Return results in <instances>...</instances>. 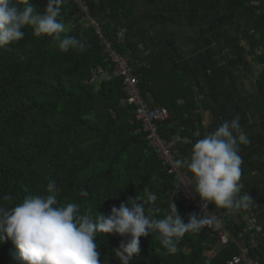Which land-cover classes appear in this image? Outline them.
Here are the masks:
<instances>
[{"label":"trees","instance_id":"1","mask_svg":"<svg viewBox=\"0 0 264 264\" xmlns=\"http://www.w3.org/2000/svg\"><path fill=\"white\" fill-rule=\"evenodd\" d=\"M85 1L91 20L73 1L63 2L58 17L69 29L67 35L85 43L84 50L61 52L57 41L33 36L30 26L22 29L24 38L11 50L0 48V206L11 208L28 195H46L47 184L54 180L59 203H77L81 214L89 210L93 215L110 214L113 206L144 196L147 188L157 196L160 217L173 201L187 222L188 214L199 212L187 206L180 196L178 177L169 174L150 147L136 107L126 103L124 77L116 75L117 66L106 44L131 64L147 101L171 110L173 117L160 129L167 141L204 129L196 91L186 85L184 74L164 68L161 59L142 55L148 38H122L119 28L105 19L106 14L132 17L134 0ZM229 1L252 25L245 40L259 107L264 109V0ZM16 2L23 4V0ZM32 3L43 12L48 0ZM189 154L183 150L178 160ZM82 190L89 195L80 196ZM6 194L12 199L4 200ZM209 205L233 234L229 245H221L216 227L206 226L199 233H186L180 250L166 254L152 234L140 238V252L130 264H230L243 249L248 250L249 259L264 264L261 238L256 230L248 233L249 209ZM122 239L116 234L97 235L100 264H120L113 249ZM15 252L11 240L0 242V264H17Z\"/></svg>","mask_w":264,"mask_h":264},{"label":"clouds","instance_id":"2","mask_svg":"<svg viewBox=\"0 0 264 264\" xmlns=\"http://www.w3.org/2000/svg\"><path fill=\"white\" fill-rule=\"evenodd\" d=\"M64 0H48L43 12L36 10L32 0H0V48L11 50L22 40L26 26L35 37L48 36L58 42L61 52L84 50L85 43L69 36L65 23L58 19ZM63 34V35H62ZM240 117L224 121L213 132L196 140L186 159L174 162L176 169L185 173L181 183L200 199V212H192L187 222L178 213L172 201L170 210L160 217L156 207L157 196L145 188L144 196H135L113 206L110 214L91 210L81 214L77 203L61 205L56 194V182L47 184L46 195H28L14 207L0 206V242L11 240L17 264H100L101 252L96 237L100 233L116 234L124 239L113 249L120 264H130L133 255L140 252V238L155 234L166 254H176L186 233H199L206 226L219 227L220 221L208 205L216 209H250L253 200L242 194L240 145L250 143L240 124ZM190 174L191 184H185L183 175ZM178 186V187H179ZM87 197L89 193H79ZM4 200L12 197L5 195ZM140 201V203H138ZM257 232L264 227L257 225Z\"/></svg>","mask_w":264,"mask_h":264},{"label":"crops","instance_id":"3","mask_svg":"<svg viewBox=\"0 0 264 264\" xmlns=\"http://www.w3.org/2000/svg\"><path fill=\"white\" fill-rule=\"evenodd\" d=\"M135 14L127 19L106 14L122 38H148L146 58L161 59L164 68L180 72L196 91L203 130L175 138L179 157L192 144L224 121L240 117L250 143L240 145L242 193L253 200L250 220L264 227V109L250 71L245 34L249 18L229 0H134ZM104 19V20H105ZM248 220V217H247ZM248 222V223H249ZM264 246V231L257 232Z\"/></svg>","mask_w":264,"mask_h":264},{"label":"built area","instance_id":"4","mask_svg":"<svg viewBox=\"0 0 264 264\" xmlns=\"http://www.w3.org/2000/svg\"><path fill=\"white\" fill-rule=\"evenodd\" d=\"M64 1H73L74 3H76L79 6L81 12L85 13L88 19L91 20L89 14V6L85 0ZM92 24L96 25V27L98 28V32H100L98 23L93 20ZM106 50L107 53H109L111 60L116 63V75L124 77L125 92L127 94L126 103L134 105L136 107V118L141 120L144 124V129L148 134L150 147L156 151L159 158L164 162V165L169 174L178 177L179 186L181 183L180 177L185 172L183 171V169L178 170L174 166V162L178 160L179 157V153H177L176 151L175 140L167 141L162 137L160 133L161 124L165 123L173 117L171 110L168 107H153L142 93L140 89L139 79L132 75V67L128 60L122 57L119 53L115 52L114 49H112V47L108 44H106ZM189 177L190 176L188 174L183 175V181L185 184H191ZM178 189L180 192V196L186 202L187 206L194 207L198 212H200L199 205L201 202L199 197L194 193H191L190 189L183 185L179 186ZM208 211L212 212V214L215 215L220 221V226L216 227V229L220 231L221 245H229L233 241V234H231L226 229L222 216L214 211L210 205H208ZM253 223L254 222L252 221L248 223V233H252V231L256 230ZM252 248H254V246ZM243 263L258 264L252 259H249L247 249H243L241 252V256L233 259L230 264Z\"/></svg>","mask_w":264,"mask_h":264},{"label":"rangeland","instance_id":"5","mask_svg":"<svg viewBox=\"0 0 264 264\" xmlns=\"http://www.w3.org/2000/svg\"><path fill=\"white\" fill-rule=\"evenodd\" d=\"M255 223H253V225H254Z\"/></svg>","mask_w":264,"mask_h":264}]
</instances>
